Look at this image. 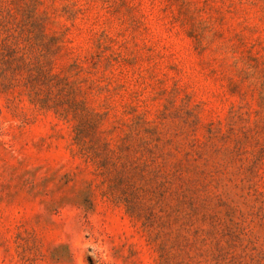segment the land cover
<instances>
[{
  "label": "rangeland",
  "instance_id": "rangeland-1",
  "mask_svg": "<svg viewBox=\"0 0 264 264\" xmlns=\"http://www.w3.org/2000/svg\"><path fill=\"white\" fill-rule=\"evenodd\" d=\"M0 264H264V0H0Z\"/></svg>",
  "mask_w": 264,
  "mask_h": 264
}]
</instances>
